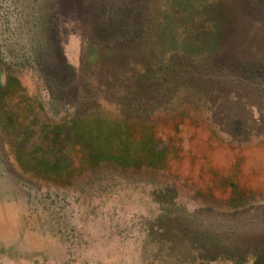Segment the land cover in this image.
<instances>
[{"label": "rangeland", "instance_id": "1", "mask_svg": "<svg viewBox=\"0 0 264 264\" xmlns=\"http://www.w3.org/2000/svg\"><path fill=\"white\" fill-rule=\"evenodd\" d=\"M0 264H264V0H0Z\"/></svg>", "mask_w": 264, "mask_h": 264}, {"label": "trees", "instance_id": "2", "mask_svg": "<svg viewBox=\"0 0 264 264\" xmlns=\"http://www.w3.org/2000/svg\"><path fill=\"white\" fill-rule=\"evenodd\" d=\"M67 148V147H66ZM66 150V149H65ZM26 161L25 162H23V160H21L23 163H25V164H29V166L31 165L32 166V162H34V160L31 158V159H25ZM36 161V160H35ZM42 165L43 164H41V163H39V162H36L35 164H34V166H32L33 167V170H38L39 168H42ZM60 174V173H59ZM58 174V175H59Z\"/></svg>", "mask_w": 264, "mask_h": 264}]
</instances>
